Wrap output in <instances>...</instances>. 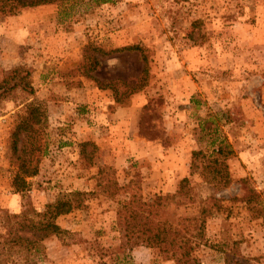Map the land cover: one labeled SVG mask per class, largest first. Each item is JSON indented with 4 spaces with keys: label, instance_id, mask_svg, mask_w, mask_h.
Wrapping results in <instances>:
<instances>
[{
    "label": "rangeland",
    "instance_id": "rangeland-1",
    "mask_svg": "<svg viewBox=\"0 0 264 264\" xmlns=\"http://www.w3.org/2000/svg\"><path fill=\"white\" fill-rule=\"evenodd\" d=\"M30 104L38 122L16 154L37 171L14 192L12 131ZM120 134L145 147L128 154ZM108 181L123 189L108 194ZM74 191L59 234L38 252L2 250L0 264H174L122 245L117 201L131 193L203 217L200 264H264V0H63L0 15V249L6 214Z\"/></svg>",
    "mask_w": 264,
    "mask_h": 264
},
{
    "label": "trees",
    "instance_id": "trees-1",
    "mask_svg": "<svg viewBox=\"0 0 264 264\" xmlns=\"http://www.w3.org/2000/svg\"><path fill=\"white\" fill-rule=\"evenodd\" d=\"M63 0H0V15L10 14L16 12L18 9L34 7L37 5L56 3ZM96 3H106L113 0H93ZM121 50L140 51L138 45H131L122 47ZM142 60L145 63V56ZM93 64L96 60L93 59ZM145 71V66L142 72ZM16 79L20 82L21 77L16 74ZM140 85L129 87V92L137 91ZM31 92V91H30ZM126 90L122 95H126ZM118 101V99H116ZM38 108L33 104L27 106L25 114L20 117V121L15 125L12 131V154L19 160V170L14 174L12 179V186L14 192H23L27 186L25 176H32L37 171L35 164L29 165V160L25 162L26 155L23 150L21 154H16L17 139L20 132L25 134L30 130H34V125L37 124V117L39 115ZM32 120V121H31ZM198 153V152H197ZM217 153L221 154V149ZM196 154V153H194ZM213 162H217L216 158H211ZM101 175L103 171L99 170ZM181 181H186L183 178ZM104 189H111L114 194L123 189V186L116 182H110L105 185ZM133 192V191H132ZM84 192L74 191L69 194L62 195L53 203H48L43 211H36L29 204L26 205L19 213L5 215V234L8 236L3 241L1 251L18 252L20 249H10L14 246H27L28 252H38V241L59 234L62 229L56 224L55 218L69 213L75 207L80 205L78 197L82 196ZM168 195H155L151 200H143L139 195L131 193L130 196L121 201H117L116 222L115 225L122 231L121 240L122 245L132 248L134 246H145L148 248H155L161 256L166 260H172L174 264H200L199 258L196 256V247L203 242V224L202 216L175 218L164 215L162 203ZM249 201V199H248ZM198 222V223H197ZM264 230V222H263ZM21 231L28 232L32 239L20 235ZM125 249H123L124 252ZM130 250V249H127ZM4 254L5 258L9 252ZM226 255H229V253ZM225 264H237L226 259Z\"/></svg>",
    "mask_w": 264,
    "mask_h": 264
},
{
    "label": "crops",
    "instance_id": "crops-1",
    "mask_svg": "<svg viewBox=\"0 0 264 264\" xmlns=\"http://www.w3.org/2000/svg\"><path fill=\"white\" fill-rule=\"evenodd\" d=\"M129 108H131V107H129ZM120 110H122V109H120ZM132 110V112H135V105H134V107L131 109ZM130 110V111H131ZM118 112H120V111H118ZM135 118V117H134ZM129 121V123H130V133L131 134H133V132H134V125H135V120L134 119H129L128 120ZM129 134V133H128ZM128 134H125L126 135V137L124 136V134H120L119 135V137H118V139L116 138V137H113V138H115V139H117V140H120V139H122V141H124V143H126V148H127V150H126V152L128 153V154H134V153H136V152H138V151H140L139 149H143L144 147H145V144L143 143V142H141V141H139V140H134L133 138H131V136H129ZM128 135V136H127ZM103 137V136H102ZM93 138H95L96 140L98 139V136L97 137H93ZM101 138V137H100ZM112 138V135L110 136V137H108V141L110 140ZM116 140V142H118ZM138 154H140V153H138ZM121 155L122 154H120V156H117V158H121ZM247 156V155H246ZM180 171H181V169H180ZM171 173H172V175H173V172L171 171ZM178 173H179V171H178ZM175 174V173H174ZM181 175V174H180ZM181 176H183V175H181ZM173 183H174V181H173V179L172 180H169V176H168V179H167V182H166V185H165V187H167V188H171V187H173Z\"/></svg>",
    "mask_w": 264,
    "mask_h": 264
}]
</instances>
